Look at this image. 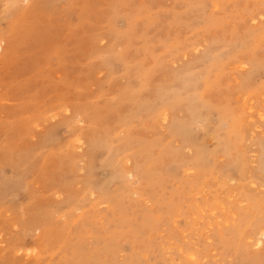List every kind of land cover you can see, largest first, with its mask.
<instances>
[{"label":"rangeland","instance_id":"1","mask_svg":"<svg viewBox=\"0 0 264 264\" xmlns=\"http://www.w3.org/2000/svg\"><path fill=\"white\" fill-rule=\"evenodd\" d=\"M10 1L0 264H264V0Z\"/></svg>","mask_w":264,"mask_h":264},{"label":"bare ground","instance_id":"2","mask_svg":"<svg viewBox=\"0 0 264 264\" xmlns=\"http://www.w3.org/2000/svg\"><path fill=\"white\" fill-rule=\"evenodd\" d=\"M8 1V0H7ZM12 1V0H11ZM10 1V2H11ZM14 1V0H13ZM12 1V2H13ZM6 46H7V43L6 42H4V41H2V40H0V54H5V51H6ZM226 145V144H225ZM129 174H130V176L133 174V171L131 170V171H129ZM37 229H39L38 228V226H37ZM260 232V231H259ZM249 237V236H248ZM263 239H264V232H260V233H258V240H257V245L256 246H258V245H261L262 244V242H263ZM247 242V241H246ZM29 250V249H28ZM191 257V256H190Z\"/></svg>","mask_w":264,"mask_h":264}]
</instances>
